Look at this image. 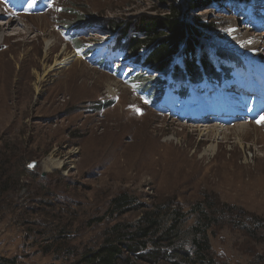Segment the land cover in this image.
Segmentation results:
<instances>
[{
    "label": "rangeland",
    "instance_id": "1",
    "mask_svg": "<svg viewBox=\"0 0 264 264\" xmlns=\"http://www.w3.org/2000/svg\"><path fill=\"white\" fill-rule=\"evenodd\" d=\"M250 8V16L221 5L200 14L218 27L207 35L243 60L239 76L251 90L224 84L230 97L225 107L219 89L208 87L203 98H212V106L197 98L196 117L187 109L154 108L139 83L93 63L105 55L112 34L95 31L81 49L65 37L67 25L84 20L130 23L163 14L154 0H48L44 11L31 14L0 0V64L9 70L0 67V153L22 176L15 201L28 204L50 191L63 202L52 213L62 207L60 217L78 219L73 244L92 246L105 225L91 227L90 220L112 219L109 202L122 193L144 204H180L186 213L210 194L237 208L230 218L235 223L222 221L210 235L221 263L246 264L249 254L264 255V7ZM10 19L16 23L7 30ZM113 63L135 71L119 58ZM248 98L252 110L243 101ZM31 219L38 216L7 213L0 219V256L51 264L53 256L40 251L36 238H26L23 221ZM240 220L246 228L236 224ZM254 221L260 227L247 235ZM196 224L191 214L186 229Z\"/></svg>",
    "mask_w": 264,
    "mask_h": 264
},
{
    "label": "trees",
    "instance_id": "2",
    "mask_svg": "<svg viewBox=\"0 0 264 264\" xmlns=\"http://www.w3.org/2000/svg\"><path fill=\"white\" fill-rule=\"evenodd\" d=\"M6 1L12 5L29 1L42 10L48 0ZM154 1L163 7V14L140 16L130 23L84 20L67 25L65 37L81 49L84 37L95 31L112 34L114 39L105 56L95 64L139 83V90L147 95V101L154 108L165 105L172 109L181 106L195 109L197 98L208 101L203 94L209 86L221 88L224 83H229L247 87L245 77L239 76L243 60L207 35L218 27L204 23L200 14L221 5L236 6L250 16L254 12L250 7L257 4L264 7V0ZM115 58L125 66L132 64L135 71L118 68L112 63ZM11 161L7 154L0 153V219L7 213L15 214L19 219L37 215L38 219L23 221V226L30 230L26 238H36L35 244L40 246V251L53 256L51 264H222L214 252L210 235L222 221L235 223L236 219L230 218L234 217L237 208L221 203L213 195H205L186 213L180 204L164 201L144 204L128 193H122L109 202L107 215L112 219H92L88 224L91 227L105 225L98 242L92 246L83 243L78 246L73 244L79 238L73 230L78 219L60 217L62 207H57L58 212L51 211L56 204L63 203L55 202L56 195L45 191L39 200L34 199L28 204L15 201L23 183L22 176L17 177L10 167ZM50 214L52 219H39V216ZM191 214L196 215L197 224L187 230ZM128 215L135 219H126ZM259 222L254 221L252 230L246 231L247 235L260 227ZM236 224L246 228L242 220ZM248 256L253 258L246 264H264V255ZM0 264L29 263L18 257L0 256Z\"/></svg>",
    "mask_w": 264,
    "mask_h": 264
},
{
    "label": "bare ground",
    "instance_id": "3",
    "mask_svg": "<svg viewBox=\"0 0 264 264\" xmlns=\"http://www.w3.org/2000/svg\"><path fill=\"white\" fill-rule=\"evenodd\" d=\"M16 22L13 20V19H10V20H8V21H6V23L3 25L7 30H11V29H13L14 27V24H15ZM6 32V31H5ZM17 34H22V32H19V33H17ZM9 36V35H8ZM243 37H245V39H242V40H246L247 38H248V33L247 34H245V36L244 35H242ZM80 59L78 58V61H77V63H80ZM0 67H3V68H6L7 70H8V66L7 65H4V64H0ZM1 70V69H0ZM4 71H5V69H4ZM9 71V70H8ZM6 74V73H5ZM10 73L8 72V75H9ZM6 78V76L4 77V81L6 80L5 79ZM0 102H1V99H0ZM96 146V145H95ZM94 146V147H95ZM151 155V154H150ZM148 157V156H147Z\"/></svg>",
    "mask_w": 264,
    "mask_h": 264
},
{
    "label": "water",
    "instance_id": "4",
    "mask_svg": "<svg viewBox=\"0 0 264 264\" xmlns=\"http://www.w3.org/2000/svg\"><path fill=\"white\" fill-rule=\"evenodd\" d=\"M35 164H36V163H34V162H33V163H31V164H30V167H33V166H35Z\"/></svg>",
    "mask_w": 264,
    "mask_h": 264
},
{
    "label": "snow or ice",
    "instance_id": "5",
    "mask_svg": "<svg viewBox=\"0 0 264 264\" xmlns=\"http://www.w3.org/2000/svg\"><path fill=\"white\" fill-rule=\"evenodd\" d=\"M137 111H139V110H137Z\"/></svg>",
    "mask_w": 264,
    "mask_h": 264
}]
</instances>
